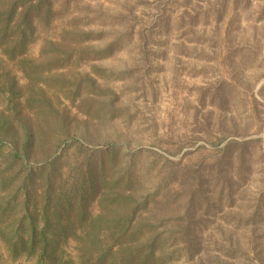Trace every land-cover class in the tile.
I'll return each instance as SVG.
<instances>
[{
	"label": "rangeland",
	"instance_id": "374dc122",
	"mask_svg": "<svg viewBox=\"0 0 264 264\" xmlns=\"http://www.w3.org/2000/svg\"><path fill=\"white\" fill-rule=\"evenodd\" d=\"M15 4L32 35L21 58L0 50L3 192L45 161L68 178L107 155L132 180L131 200L103 207L137 210L131 257L264 264V0H0V14ZM34 262L0 242V264Z\"/></svg>",
	"mask_w": 264,
	"mask_h": 264
},
{
	"label": "trees",
	"instance_id": "16d2710c",
	"mask_svg": "<svg viewBox=\"0 0 264 264\" xmlns=\"http://www.w3.org/2000/svg\"><path fill=\"white\" fill-rule=\"evenodd\" d=\"M17 9L15 4L0 14L1 54L12 60L25 54L27 41L32 35L24 23L15 25ZM99 157L103 159L95 167L92 163L85 168L80 165L68 178L57 175L50 160L28 168L14 194L3 190L14 181L15 175L7 174L0 165V242L13 260L18 257L24 260L35 258L34 264H115L129 261L143 264L148 257L150 259L152 251L141 254L144 250H139L138 255L131 257L137 252L130 250L133 246L123 248L126 237H134L136 233L132 232L137 211L134 206L115 219L103 215L104 203L120 205L132 199L120 192L132 180L128 173L113 176V158L106 159L107 155ZM19 158L18 154H12L8 167L18 164ZM37 172L39 175L33 176ZM31 181L34 184L36 181L41 189L36 188L35 193H31ZM17 207L20 214L14 217ZM210 207L205 203V209ZM154 244L155 238L145 247L150 250Z\"/></svg>",
	"mask_w": 264,
	"mask_h": 264
}]
</instances>
